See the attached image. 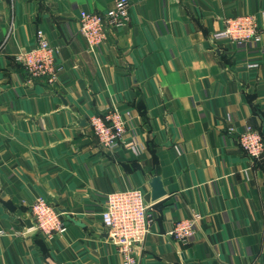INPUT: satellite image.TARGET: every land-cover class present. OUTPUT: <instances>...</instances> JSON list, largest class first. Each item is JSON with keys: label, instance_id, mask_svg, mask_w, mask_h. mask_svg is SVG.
<instances>
[{"label": "crops", "instance_id": "0c3cea01", "mask_svg": "<svg viewBox=\"0 0 264 264\" xmlns=\"http://www.w3.org/2000/svg\"><path fill=\"white\" fill-rule=\"evenodd\" d=\"M115 2L0 0V264H123L102 213L132 189L152 205L138 264H264V148L253 158L240 142L252 128L264 144V0H130L127 24L91 50L81 12ZM244 16L257 40L212 43ZM40 29L63 67L53 87L16 61ZM111 110L128 127L108 149L90 119ZM39 197L64 235L26 224ZM178 220L196 222L190 243L169 234Z\"/></svg>", "mask_w": 264, "mask_h": 264}, {"label": "built area", "instance_id": "2783aa9c", "mask_svg": "<svg viewBox=\"0 0 264 264\" xmlns=\"http://www.w3.org/2000/svg\"><path fill=\"white\" fill-rule=\"evenodd\" d=\"M130 0H116L112 9L105 12L82 11L79 19V33L86 39L88 46L94 50L103 45L114 29L124 27L129 20ZM256 28L251 17H237L230 20L226 28L211 36L212 43L230 42L233 45H243L251 39H258ZM4 47L1 46L0 49ZM30 81L43 78L53 87L63 70L57 61V49L51 45L43 30H38L36 45L28 51L17 55ZM257 69L258 64L249 66ZM90 125L98 143L108 149L118 146L124 141L128 124L122 115L116 111L94 115ZM240 142L246 153L253 157L262 154L264 144L260 134L255 129L248 128L240 136ZM152 207L142 191L137 189L122 190L108 195L102 222L108 232L109 239L118 247L123 257V264H138L135 256L137 247L143 245L150 233L149 210ZM34 227L46 239L55 235H64L67 225L60 214L43 197H39L31 206ZM196 222L178 220L173 223L171 237L182 243H190L195 237Z\"/></svg>", "mask_w": 264, "mask_h": 264}, {"label": "water", "instance_id": "95a60500", "mask_svg": "<svg viewBox=\"0 0 264 264\" xmlns=\"http://www.w3.org/2000/svg\"><path fill=\"white\" fill-rule=\"evenodd\" d=\"M262 132L264 134V122H263ZM150 187H151V200L153 202H157L167 195L166 189L164 187L163 179L159 175H155L150 179ZM25 222L29 227L34 226V224L29 219L26 220ZM107 236H108V233H107Z\"/></svg>", "mask_w": 264, "mask_h": 264}, {"label": "rangeland", "instance_id": "374dc122", "mask_svg": "<svg viewBox=\"0 0 264 264\" xmlns=\"http://www.w3.org/2000/svg\"><path fill=\"white\" fill-rule=\"evenodd\" d=\"M233 19H234V18H233ZM230 20H232V19H230ZM230 20L226 21L225 28H226V26H227V24H228V22H229ZM225 28H224V29H225ZM224 29H223V30H224ZM221 31H222V30H221ZM229 43H230V42H229ZM232 45H233V44H232Z\"/></svg>", "mask_w": 264, "mask_h": 264}]
</instances>
